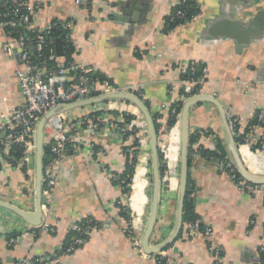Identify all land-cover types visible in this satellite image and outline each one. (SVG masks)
I'll list each match as a JSON object with an SVG mask.
<instances>
[{
    "label": "crops",
    "instance_id": "1",
    "mask_svg": "<svg viewBox=\"0 0 264 264\" xmlns=\"http://www.w3.org/2000/svg\"><path fill=\"white\" fill-rule=\"evenodd\" d=\"M75 1L31 0L39 5L31 26L41 29L69 20L73 60L94 77L104 78L112 89L130 88L129 92L139 94L153 122L155 117L159 176L150 248L166 241L177 225L181 110L170 128L167 119L168 111L180 99L178 91L185 86L181 75L190 63L197 64L202 80L198 92L183 98L182 104L193 96L217 101L234 138L237 163L250 177L264 179V152L255 146L262 140V129L251 135L249 145L235 140L245 133L255 112L264 108V0H193L197 15L168 33L163 31L164 19L174 0H89L85 7H78ZM3 41L0 31V123L24 105L16 76L18 64L3 51ZM105 104L111 106L104 110ZM127 114L134 119L125 121ZM62 116L74 122L72 133L78 150L65 154L53 201L42 210L40 226L51 231L29 226L0 207V264L39 257H54L52 264H153V259L142 258L132 245L118 207L128 208L133 234L145 253L143 241L151 225L153 205L151 141L143 115L133 103L114 100ZM94 116L103 119L102 126L88 129L79 124ZM233 119L239 121L236 130L232 129ZM116 122L124 123L133 136L126 137L105 124ZM186 132L188 141L190 135H199L193 149L214 151L218 138L233 166L224 120L211 100L189 108ZM134 134L139 142L137 162L130 194L124 201L112 177L124 172ZM192 158L188 178L194 187L193 210L199 221L210 227V236L190 238L182 210L178 237L154 256H161L166 264H214L208 250L213 244L222 253L221 264H259L258 249L264 243V190L248 194L221 170L220 163L211 162L216 158L204 154H193ZM23 167L21 161L12 163L0 149V201L32 213L34 158L31 156L26 170ZM87 220L96 228L84 244L68 255H58L69 242L71 226ZM13 234L16 237H10Z\"/></svg>",
    "mask_w": 264,
    "mask_h": 264
},
{
    "label": "built area",
    "instance_id": "2",
    "mask_svg": "<svg viewBox=\"0 0 264 264\" xmlns=\"http://www.w3.org/2000/svg\"><path fill=\"white\" fill-rule=\"evenodd\" d=\"M3 1L4 0H0V4H2ZM186 2L187 0L173 1L170 9L178 7V10L171 19H180L184 16V12L181 8ZM75 4L78 7H85L88 6L89 0H76ZM21 6L23 10H26L25 13H23L24 11H21V8L19 7L9 9L7 13L0 12V31L4 38L2 49L18 64L16 76L24 98L23 107L14 110L6 122L0 123V147L6 154H8L11 148L15 146L21 147L24 154L21 162L22 164L27 165L34 152V134L37 121L41 115L60 105L70 104L116 91L129 92L131 89H112L106 82L98 83L87 81V79L83 76L89 73L88 70L85 67L78 65L74 60L66 61L63 57H56L54 48L49 50V54L44 60L41 52L46 42L52 44L51 38L47 41L45 39L50 34L51 27L49 26L37 29L31 26L32 14L39 7L37 2L32 3L31 0H29L27 2H23ZM10 16L12 18L8 19ZM3 19L6 20L2 21ZM18 26L30 28L32 33L37 34L33 43L27 42L28 40L23 36H19L16 39L10 38L4 31V27L14 29ZM65 28L69 30V32L64 35L63 40L65 43H73L71 34L72 23H65ZM31 51L35 53L36 57L43 59V61H40L39 64H34V61H32ZM47 61L56 62L54 71H50L47 68ZM192 64L193 63H190L189 65ZM187 68L183 69V71L186 72ZM181 82L183 85L190 88L201 85L200 81H194L193 79L181 80ZM63 85H65V87H63ZM108 106H111V104H105L103 109L105 110ZM258 111L259 114L257 122L247 128V131L243 134L242 144L249 145L251 135L261 129V122L264 121V108H259ZM174 113L175 111L172 110L171 114ZM54 119H57L56 123L53 122ZM79 124H83L88 129H94L98 126H102L103 119L100 117L92 118L90 120L85 118L81 120ZM105 124L111 129L119 131L122 135H126L128 133L129 128H126L122 122ZM238 124L239 121L237 119H233L232 129L236 130ZM73 127L74 122H70L66 119V117L64 118L62 114L52 118L45 126V137L47 139V143H51L49 149L51 156L43 165L41 194L42 210L47 209L53 201L55 188L59 180L60 170L63 165L65 154L78 150V145L72 133ZM134 136L135 139L138 140V134H134ZM257 150L264 152V139L259 142ZM227 168H230L229 164L226 165V169ZM117 177L118 176L114 175L112 180L116 181ZM230 179L236 183L240 189L248 194H254L257 190H264V185L255 186L248 184L241 177L237 179L234 175H232L230 176ZM120 189L122 193L121 186ZM122 196L125 201V195L122 194ZM70 229L76 234L80 233L81 235H85V237H88L92 230H90V228L82 229L77 224L72 225ZM39 230H43L45 232L51 231L48 226H40ZM210 233V227L202 224L198 220L195 223L188 225V236L190 238L196 235H204L208 237L210 236ZM130 234L132 245L138 250L140 256L144 259H153V264H157L154 255L149 256L142 251L140 242L133 234V230ZM13 241V239L10 240L11 243ZM84 242V238L74 237L63 255L70 254L76 247L83 245ZM208 250L214 259V264H221L222 253L220 249L216 245L210 244L208 246ZM258 250L264 253V243L260 245ZM54 262H56L54 257H39L34 259L17 260L15 264H52Z\"/></svg>",
    "mask_w": 264,
    "mask_h": 264
},
{
    "label": "trees",
    "instance_id": "3",
    "mask_svg": "<svg viewBox=\"0 0 264 264\" xmlns=\"http://www.w3.org/2000/svg\"><path fill=\"white\" fill-rule=\"evenodd\" d=\"M29 0H4L2 4H0V12L2 13H7L9 9H14L16 7L21 8V11H24L23 13L26 12V10H23L21 4L23 2H27ZM7 3V4H6ZM5 4V6H4ZM195 2L193 0H187V2L182 6V11L184 12V16L180 19H176V18H172V16H174L175 12L178 10V7L172 8L169 11V14H167L165 16L164 19V32L168 33L172 30H174L176 27L180 26V25H185L187 24L193 17H195L198 13V10L195 8ZM33 15V14H32ZM12 17L10 16L8 19H11ZM6 19H3L2 21H5ZM70 22L69 20H67L66 22H59L56 21L54 22L50 27V34L45 38L46 41L48 39L51 38L52 40V44H49L46 42L44 48L42 49V55H43V59L45 60V58H47L48 54H49V50L54 48V41L56 39H61L62 40V44H63V59L66 61H71L73 60V55L75 54V47L73 43H65L64 39V35L69 32V30H67L65 28V23ZM4 31L5 33L13 39L18 38L19 36H23L26 37V39L28 40L27 42H32L35 38V36L37 34L32 33V30L30 28L27 27H21L18 26L14 29L9 28V27H4ZM31 55H32V61H34V64H39L40 61H43V59L38 58L35 56V53L33 51H31ZM47 68L50 71H54L55 66H56V62L55 61H47ZM85 79H87V81L89 82H98V83H102L105 81L104 78H101L99 76L94 77L93 74L88 73L85 74L83 76ZM193 79L194 81H200L202 80V73L197 71V64L193 63L192 65H189V67L187 68V71L184 72L181 75V80H190ZM200 88V85H197L195 87L189 88L190 92H187L188 87L187 86H181V88L178 91L179 94V100L176 102V104L174 105V107H171V109L168 111L169 117H168V121H167V127L170 128L175 122H176V116L177 114L180 113L181 110V106H182V99L185 98L188 95H193L196 94L198 92ZM138 96H140L139 94H137ZM141 97V96H140ZM146 104V103H145ZM147 105V104H146ZM148 107V105H147ZM172 109H174L175 113L171 114ZM258 114L259 111L257 110L253 116V118L251 119V121L248 122L245 131H247V128L253 124H255L257 122L258 119ZM95 118L98 116H94ZM134 115L131 114H127L125 116V121L129 122L132 119H134ZM154 124L156 126V130H158V125L156 123V119L154 117ZM263 135H262V140L264 139V121L261 122L260 125ZM135 133V132H134ZM127 136H133L132 132H128L126 135ZM199 139V135H190L189 136V143H190V147H189V159H188V166L190 167L192 162H193V158L192 155L193 154H198V155H202L204 154L207 158L211 159V158H216L220 160V168L222 171H225L226 173H228L229 176L234 175L235 178H240L239 174L237 172L234 171L232 165L227 161L226 158V152L224 149V146L222 145L221 141L216 138V147L214 151H209V150H204L202 147H198L197 149H193L192 146H194V144H196V142ZM242 139H243V135L238 137H235V140L237 142L242 143ZM50 144L51 143H47L44 147V164L45 162L50 158ZM255 146H259V143L256 144ZM138 147H139V142L137 139H135V141L133 142L132 146L130 147L131 149V153H127V159H126V167L124 172L117 177L116 181H112L115 185L121 186L122 188V194L125 195V197L129 196L130 194V186H131V179L133 178V174H134V167L136 165L137 162V152H138ZM0 149L2 150V148L0 147ZM3 152V150H2ZM8 156H10L12 158V163H19V161H21V159L24 157L23 154V150L21 147L15 146L13 148H11V150L8 152ZM230 165V168L226 169V165ZM26 166L24 164V169L26 170ZM161 173L164 172V168H161L160 170ZM194 187L192 185V182L190 180V178H188L187 181V186H186V195H185V200H184V208H183V222L187 223L188 225L195 223L197 220L199 221L198 216L194 213L193 210V204H192V193H193ZM119 210L121 211V217L124 218V220L127 223V229H128V235H130V233L132 232V227H131V219L129 216V211L128 208L125 206L123 207L122 205H118ZM79 227H81L82 229H86V228H90L94 229L96 228V226L91 222V221H82L79 222ZM83 231V230H82ZM10 237H16L15 234L11 235ZM70 239L69 242L62 247V249L60 250L58 255H61L65 252V250L69 247V245L71 244L72 240L74 237H79V238H84L85 241L87 240L88 237H85V235H81L80 233L76 234L73 231H71L70 233ZM82 246V245H81ZM81 246H78L75 248V250ZM258 256H259V264H264V253L260 252L258 250ZM156 259V263L157 264H166L165 261L161 258V256L156 255L154 256Z\"/></svg>",
    "mask_w": 264,
    "mask_h": 264
},
{
    "label": "water",
    "instance_id": "4",
    "mask_svg": "<svg viewBox=\"0 0 264 264\" xmlns=\"http://www.w3.org/2000/svg\"><path fill=\"white\" fill-rule=\"evenodd\" d=\"M54 49L56 57L62 58L63 57V44L61 39H56L54 41ZM65 87V85H63ZM187 92H190V89H187ZM114 100H122L127 101L130 103H133L138 111L141 112L143 115L150 134V141H151V151H152V205H153V216L151 220V225L148 228L144 241H143V247L144 251L148 255H154L158 254L159 252L163 251L165 248L170 246L178 237V234L181 229L182 225V210L186 195V186L188 181V159H189V141L187 137L186 132V116L189 108L201 101L211 100L212 103H214L221 111L225 130L228 137L229 142V150L230 155L232 157L233 161V169L235 172H237L241 178L248 184L255 185V186H263L264 185V179H255L247 175V173L240 167V165L237 163L236 159V145L234 142V138L232 136V133L230 131V127L228 125V122L225 118V115L223 113V110L221 109L219 103L215 101L214 99H207L204 96H193L187 100H185L182 104L181 109V123L183 127L182 136H181V161H180V194H179V201H178V220L177 225L173 233L170 235V237L164 241L161 245L150 248L148 243L149 235L151 233L153 224L156 222L157 217V186H158V176H159V155H158V149H157V133L154 126V122L152 119V116L148 110V108L145 106L144 101L140 99L136 94L126 91H116L111 93H106L102 95H98L95 97H91L89 99H85L82 101H77L70 104L60 105L57 107H54L53 109L47 111L43 115H41L37 121L35 134H34V196H35V209L32 213L24 212L17 207H14L12 205L3 203L0 201V207L3 209H6L8 211H11L15 215H17L25 224L32 226V227H38L42 223V209H41V201H42V176H43V165H44V147L47 143V139L45 137V126L48 121H50L55 116L69 112L71 110L92 106L100 103H106L108 101H114ZM212 163H215L218 165L220 163V160L218 159H212Z\"/></svg>",
    "mask_w": 264,
    "mask_h": 264
},
{
    "label": "rangeland",
    "instance_id": "5",
    "mask_svg": "<svg viewBox=\"0 0 264 264\" xmlns=\"http://www.w3.org/2000/svg\"><path fill=\"white\" fill-rule=\"evenodd\" d=\"M32 157L34 158L33 154H32ZM30 160H31V158L29 159V163H30Z\"/></svg>",
    "mask_w": 264,
    "mask_h": 264
}]
</instances>
